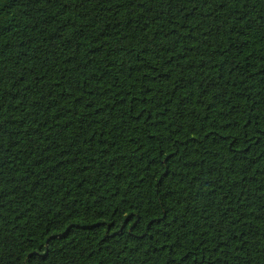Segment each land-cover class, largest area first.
<instances>
[{
  "label": "trees",
  "instance_id": "1",
  "mask_svg": "<svg viewBox=\"0 0 264 264\" xmlns=\"http://www.w3.org/2000/svg\"><path fill=\"white\" fill-rule=\"evenodd\" d=\"M0 264H264V0H0Z\"/></svg>",
  "mask_w": 264,
  "mask_h": 264
}]
</instances>
